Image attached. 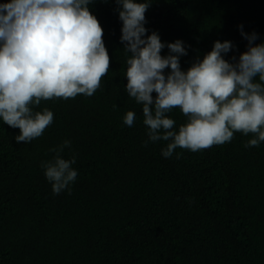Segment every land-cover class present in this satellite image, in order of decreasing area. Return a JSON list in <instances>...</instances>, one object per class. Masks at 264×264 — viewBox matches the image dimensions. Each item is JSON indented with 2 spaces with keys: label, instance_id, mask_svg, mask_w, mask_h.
<instances>
[{
  "label": "trees",
  "instance_id": "trees-1",
  "mask_svg": "<svg viewBox=\"0 0 264 264\" xmlns=\"http://www.w3.org/2000/svg\"><path fill=\"white\" fill-rule=\"evenodd\" d=\"M109 67L91 95L42 99L53 119L31 140L0 121V264H264V140L252 133L197 150L161 154L148 141L141 105L128 96L116 0H91ZM148 31L183 39L181 67L231 39L226 58L246 47L238 24L264 38V0H151ZM147 34V33H145ZM167 52V47L161 53ZM155 93L153 92V95ZM128 109L136 113L123 123ZM176 127L178 107L168 113ZM70 140L76 154L70 191L51 190L40 161ZM176 152H180L179 156Z\"/></svg>",
  "mask_w": 264,
  "mask_h": 264
},
{
  "label": "clouds",
  "instance_id": "clouds-1",
  "mask_svg": "<svg viewBox=\"0 0 264 264\" xmlns=\"http://www.w3.org/2000/svg\"><path fill=\"white\" fill-rule=\"evenodd\" d=\"M90 2L0 0V121L18 126L16 141L39 136L51 123V108L35 107L42 99L91 95L100 85L109 53ZM150 3L116 0L125 53L123 87L141 105L147 134L142 143L164 140L160 151L169 156L177 147L194 151L222 143L234 131L253 134L245 147L264 140V38L254 42L257 32H245L238 24L247 42L238 56L226 58L235 45L231 39L217 38L202 57L181 67L186 43L180 37L162 40L158 30L146 29ZM173 107L185 116L176 127L168 114ZM135 116L133 109L126 110L123 123L131 125ZM70 143L64 138L50 146L52 156L40 161L54 193L70 191L76 178V154L61 155Z\"/></svg>",
  "mask_w": 264,
  "mask_h": 264
}]
</instances>
